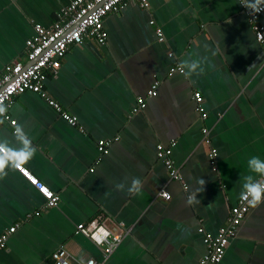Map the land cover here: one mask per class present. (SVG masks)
<instances>
[{"label": "crops", "instance_id": "obj_1", "mask_svg": "<svg viewBox=\"0 0 264 264\" xmlns=\"http://www.w3.org/2000/svg\"><path fill=\"white\" fill-rule=\"evenodd\" d=\"M70 1L0 0V69L25 63L34 24L50 28ZM240 1L149 0L146 9L131 3L108 14L105 44L70 47L44 83L76 126L37 94L14 97L7 113L16 123L0 117V146L59 202L45 210L38 190L0 154V236L15 227L0 264H51L60 247L96 264H196L206 254L198 228L215 234L264 164V57ZM177 67L183 73L171 71ZM154 81L156 96L133 114ZM99 141L111 142L107 154L98 152ZM172 141L181 181L156 157V146ZM135 178L140 193L130 194ZM189 195L200 203L189 205ZM98 216L127 231L106 258L76 231ZM219 264H264V201L250 207Z\"/></svg>", "mask_w": 264, "mask_h": 264}, {"label": "built area", "instance_id": "obj_2", "mask_svg": "<svg viewBox=\"0 0 264 264\" xmlns=\"http://www.w3.org/2000/svg\"><path fill=\"white\" fill-rule=\"evenodd\" d=\"M131 3H136L139 7L146 9L149 0H71L59 10L50 28L34 24V35L25 42V63L13 62L0 69V117L8 120L11 126H15L16 122L9 120L7 110L12 105L14 97L31 92L44 99L69 125L76 126V119L65 112L58 102L48 96L44 89V83L48 75L55 74L60 68L61 60L70 47L85 42L104 45L107 39V33L103 27L104 18L108 14L120 12ZM242 4L245 3L241 0V8L247 16L254 38L264 57V25L260 22V18L264 13V0H258L252 5H247L246 8ZM150 24H153V22L151 21ZM157 36L158 40L162 41L160 32L157 33ZM174 70L183 73L180 67L171 71ZM158 84L157 81H154L147 91L146 97L137 99V105L132 110L133 114L145 107V99L156 96ZM193 100L196 112L199 113L200 119L204 121L207 114L203 107L202 96L195 92ZM13 132L16 133V130ZM202 133L205 134L204 141L208 143L205 128H203ZM110 144V141H99L98 152L101 155L107 154ZM174 146L175 142L173 141L168 146L157 145L156 157L162 161L171 180L181 181L179 170L172 159V148ZM0 154L7 161H10L12 167L38 190L45 200V210L57 206L59 202L58 195L32 176L21 163L13 161L8 149L0 146ZM256 182L264 184V174H261L254 183ZM245 191L246 189L241 193L236 204L230 208L226 223L215 234L206 232L202 227L198 228V232L202 235L206 254L196 264L220 263L229 241L236 236L237 228L250 210L251 206L241 199ZM159 196L164 200H170V195L167 192L161 191ZM113 226L116 231L107 228L104 225L103 218L98 216L86 223L78 224L76 231L88 237L100 249L103 258H106L115 251L127 234L122 223L115 222ZM14 231L15 227H11L7 233L0 236V251L5 248L8 235ZM50 259L51 264H96L93 259L84 262L75 261L68 251L61 247L51 253Z\"/></svg>", "mask_w": 264, "mask_h": 264}, {"label": "clouds", "instance_id": "obj_3", "mask_svg": "<svg viewBox=\"0 0 264 264\" xmlns=\"http://www.w3.org/2000/svg\"><path fill=\"white\" fill-rule=\"evenodd\" d=\"M245 8L247 5L242 4ZM199 64L194 63L191 67L193 70H195L197 67H199ZM253 160H257V157H253ZM251 164V162H250ZM255 171L264 174V164H260L258 167L254 169ZM197 183L202 187L201 189H197V193H201L204 190L205 181L200 178ZM123 185H117L118 189H123ZM141 189V181L138 178H135L132 180V186L128 189L130 194H139ZM245 193L241 196V199L243 201H246L252 208H256L258 205L261 204L262 201H264V184L256 182V183H249L245 185ZM193 202L200 203L199 200L195 199L194 195H189L187 199V203L191 205ZM210 206V205H209Z\"/></svg>", "mask_w": 264, "mask_h": 264}]
</instances>
